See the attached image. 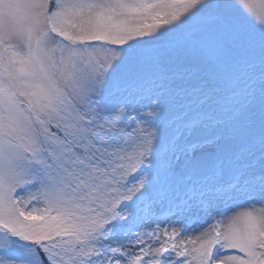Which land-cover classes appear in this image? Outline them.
Returning a JSON list of instances; mask_svg holds the SVG:
<instances>
[{"label": "snow or ice", "instance_id": "1", "mask_svg": "<svg viewBox=\"0 0 264 264\" xmlns=\"http://www.w3.org/2000/svg\"><path fill=\"white\" fill-rule=\"evenodd\" d=\"M0 264H264V0H0Z\"/></svg>", "mask_w": 264, "mask_h": 264}]
</instances>
